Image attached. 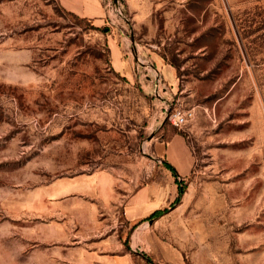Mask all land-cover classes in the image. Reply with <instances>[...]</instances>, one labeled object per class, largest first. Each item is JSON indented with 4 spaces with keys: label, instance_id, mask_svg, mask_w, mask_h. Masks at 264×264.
<instances>
[{
    "label": "rangeland",
    "instance_id": "rangeland-1",
    "mask_svg": "<svg viewBox=\"0 0 264 264\" xmlns=\"http://www.w3.org/2000/svg\"><path fill=\"white\" fill-rule=\"evenodd\" d=\"M110 12L96 25L0 0V264H264V0ZM165 122L195 169L163 214L130 223L131 196L172 180L153 150Z\"/></svg>",
    "mask_w": 264,
    "mask_h": 264
},
{
    "label": "crops",
    "instance_id": "crops-1",
    "mask_svg": "<svg viewBox=\"0 0 264 264\" xmlns=\"http://www.w3.org/2000/svg\"><path fill=\"white\" fill-rule=\"evenodd\" d=\"M60 8L71 12L78 17L92 21L93 24L103 25L110 10L107 7L106 0H56ZM126 41V40H124ZM126 46V44H125ZM127 43V48H128ZM125 49V48H124ZM116 42L112 45L113 57L117 64V69L122 71L127 68L130 62V54ZM130 57V58H129ZM161 74L169 83H175L177 73L173 66L162 60L158 66ZM161 129L160 133L163 134ZM153 150L156 159L169 164V169L162 167L165 174L172 180L167 185L164 182H157L152 185L141 187L133 194L126 208V217L130 223H139L148 213L156 210L171 202L173 197L178 196V180H185L195 169L196 157L186 138L179 133L172 134L169 140L155 139ZM174 172V173H172ZM174 174V176H173ZM98 192H95L97 194Z\"/></svg>",
    "mask_w": 264,
    "mask_h": 264
},
{
    "label": "trees",
    "instance_id": "trees-1",
    "mask_svg": "<svg viewBox=\"0 0 264 264\" xmlns=\"http://www.w3.org/2000/svg\"><path fill=\"white\" fill-rule=\"evenodd\" d=\"M61 9H62L64 12H66V13H69V14H71V15H75V14H73V13H71V12L66 11V10L63 9V8H61ZM75 16H77V15H75ZM172 63H173V65H175L176 67L179 66V64H177V63H175V62H172ZM161 129L164 130L162 136H163V139H165L166 141L169 140V139L171 138L172 134H174V133H179V134H182V135H183V132H182L181 130L175 128L174 126H172V125L169 124L168 122H165V124L162 126ZM165 164H166V163H165ZM166 166L169 167V164H166ZM183 192H184V188H179V195H178L177 200L180 199V196H181V194H182ZM165 211H166V209L156 210V211H154V212L152 213L151 216H152V217H156V216H158V215L163 214ZM146 257H147V259H148V261H149L150 263L155 264V263L152 262V260H151L150 257H148V256H146Z\"/></svg>",
    "mask_w": 264,
    "mask_h": 264
},
{
    "label": "built area",
    "instance_id": "built-area-1",
    "mask_svg": "<svg viewBox=\"0 0 264 264\" xmlns=\"http://www.w3.org/2000/svg\"><path fill=\"white\" fill-rule=\"evenodd\" d=\"M107 7L110 10L112 8L113 0H106ZM191 114L186 113L182 110H176L173 114L167 115L169 120L177 127H182L188 122V117Z\"/></svg>",
    "mask_w": 264,
    "mask_h": 264
}]
</instances>
